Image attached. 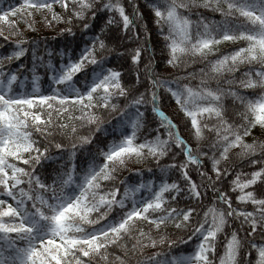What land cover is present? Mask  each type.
<instances>
[{
    "label": "snow or ice",
    "instance_id": "snow-or-ice-1",
    "mask_svg": "<svg viewBox=\"0 0 264 264\" xmlns=\"http://www.w3.org/2000/svg\"><path fill=\"white\" fill-rule=\"evenodd\" d=\"M55 5L65 11L68 24L78 21L82 29L89 28L97 13L107 15L100 34L79 59H69L60 69L52 70L50 79L56 85L71 81L89 66L103 65L115 51L105 43L111 41L108 34L112 31L129 34L118 38L132 45L124 46L118 57L127 63L129 74L136 73L135 81L126 82V86L122 72L107 67L84 91L68 95L53 88L45 95L34 75L32 92L14 95L13 84L19 76L4 69L25 55L29 43L21 38L15 18L33 28L34 14L48 13L51 19L46 15L45 20L51 24L63 19ZM200 7L219 13L220 19L202 17L193 22L180 12ZM142 9L151 11L157 25L168 26L164 36L168 64L175 66L181 56L205 62L207 70L200 69L199 86L177 82L173 87L168 78L156 72L154 57L148 55L149 41L139 24ZM64 32L74 34L71 27ZM0 38L13 47L8 55L0 56V264H112L109 249H127L121 244L126 238L135 241L133 252L164 245L165 238H153L151 230L159 232L169 224L188 229L187 239L169 240L167 252L150 254L137 264H264V142H245L253 128H264V0H146L144 4L140 0H22L18 7L0 13ZM224 43L235 47L221 53L219 46ZM213 80L215 88L211 87ZM241 89L253 90L254 99L242 95ZM164 93L175 100L184 113V127L197 141H203L204 147L194 149L180 125L161 109ZM226 96L239 101L242 108L236 113V122H230L223 108ZM71 109L80 115H70ZM97 109L115 113V117L126 116L131 110L132 116L119 138L98 151L100 163L94 161L80 173L75 164L77 150L92 140L91 132L78 135L75 122L100 131L107 121L95 114ZM62 117L68 122H58ZM213 117L216 123L209 127L205 119ZM156 118L158 127L149 138L142 129L149 119L156 122ZM205 133L212 137L210 141ZM34 135L42 139L37 141ZM57 135L68 139L67 147L63 141L53 143ZM51 147L67 150L72 162L49 184L38 168L51 157ZM233 149H240L239 161L231 156ZM146 156L156 161V169L164 171L161 182L129 187L120 181L117 185L126 159ZM163 157L172 162L163 164ZM206 159L211 161L215 178L205 170ZM242 165L254 170L237 172ZM230 169L234 178L227 180ZM104 182L111 187L105 190ZM229 186L231 192L225 190ZM141 189L147 190V197L137 198ZM237 191L233 199L232 193ZM209 195L215 203L201 215L197 212L201 198ZM181 202L184 207L178 206ZM138 224H147L149 231L141 228L134 235ZM193 238L197 243L191 253L173 255L178 244ZM253 252L257 258L246 260ZM115 259L127 264L125 259Z\"/></svg>",
    "mask_w": 264,
    "mask_h": 264
},
{
    "label": "trees",
    "instance_id": "trees-1",
    "mask_svg": "<svg viewBox=\"0 0 264 264\" xmlns=\"http://www.w3.org/2000/svg\"><path fill=\"white\" fill-rule=\"evenodd\" d=\"M22 0H0V13L3 11H9L12 7H18ZM141 4L146 3V0H140ZM143 16L139 21L141 26L143 37L148 39V55H152L154 57L153 67L156 72L159 73L162 77L168 78L172 83L173 87L176 86L178 82L181 86L187 84L190 87H197L200 83V69L205 68V62L196 60L194 62L193 58L190 56H181L177 61L176 65H170L167 63L168 50L165 48L164 36L168 34V26L167 25H157L155 20L152 17L151 11L142 9ZM183 16H187L193 22L198 19L204 17L207 20H219L220 14L214 13L210 8H194L191 12L186 9L180 10ZM107 19V15L105 12L101 11L97 13L96 17L90 21V26L88 29H82L80 23L78 21L74 22V24L67 23V17L65 16L64 23L57 28L51 29L49 32L45 33H34L30 36L21 37L22 39L28 41L29 43L26 45L27 52L23 57L19 60H14L11 64L5 66L4 71L8 72L9 69L16 73L19 76L18 82H14L13 84V93L17 95H23L25 93H30L33 90V76L37 77V86L45 95L51 94L53 88H59L65 94L71 95V92L68 88V82H65L61 85H56L50 77L53 75V71L60 69L61 64H67L69 59L77 60L82 55L84 50L90 45L94 36L100 34L101 29L105 25V21ZM71 27L74 34H67L64 32L66 28ZM115 27V26H113ZM161 27H163V32H161ZM7 34V31H6ZM109 39L111 41L106 40L108 48H114L115 51L112 55H109L106 62L103 65H92L83 70L81 73H78L73 79L70 81V85L72 89L84 91L86 90L91 82L96 79L97 74L102 72V69L107 67H114L117 70H120L124 75V80L122 82H134L136 73L133 71L132 73H128L127 63L118 57L119 53L124 52V46L131 47V42L127 39H119L120 37H126L129 35L124 31H112L109 34ZM117 41L120 43L121 47L116 48ZM244 46V45H239ZM231 43H224L219 46V52L224 53L229 49L234 48ZM13 50L12 44L10 41L6 42L3 38H0V56L8 55ZM214 58V57H213ZM146 62V61H145ZM35 68V72L31 71ZM141 71H143V64L140 65ZM53 70V71H52ZM205 70H207L205 68ZM211 87H216V82L213 80L210 82ZM21 84V87H20ZM127 86V83H126ZM227 87L226 85L224 86ZM141 92L144 91L143 88L140 89ZM253 90L251 89H241V94L245 95L249 99H254L252 95ZM119 103V101H117ZM58 107V105H57ZM150 107V106H149ZM46 108V106H45ZM223 108L228 116H230V122H236L239 120V117L236 113L242 111V108L239 106V101H234L231 96H226L223 99ZM161 109L173 119L174 122L180 125L181 132L184 138L191 144V146L195 149L198 146L204 147L203 141H197L194 135L189 134L188 128L184 127L185 117L184 113L179 110V106L176 104L175 100L170 97V94L164 93L161 97ZM141 110H144L143 108ZM131 111V110H130ZM97 116H100L105 123L100 131H94L89 127H81L79 122H75L78 128V135L86 136L91 132V140L90 144L79 147L75 157V164L77 166V171H81L85 166L91 165L94 161L100 163L102 157L98 156V151L100 149H105L108 144L118 139L120 134L124 130H117L116 125L119 123L122 117H115V113H105L99 109L96 110L95 113ZM42 117L45 115L44 112H41ZM70 115L79 116L80 112L76 109H71ZM154 115L150 113H146V116ZM67 123V117H62L60 121ZM205 122L208 123L209 127L216 123L215 118H211L210 120L205 119ZM158 127V118H156V122L152 120H148L146 127L142 129V133L145 136H150L153 134V130ZM188 127L190 128V121H188ZM37 141L42 138L38 135H34L33 137ZM205 138L207 140H211L212 137H209L207 133H205ZM143 139V137H141ZM65 144L67 147L69 141L67 138L61 137L59 135L56 136V139L53 141L61 142ZM256 142H264V128L259 126L253 128L251 130V134L248 137H245L246 143ZM240 149H233L231 156L239 161V156L237 153ZM51 157L44 161L42 165L38 168V174H40L41 178L51 184L52 180L61 172L64 168L71 167V160L69 159V154L67 150H56L54 147L50 148ZM211 155V153H210ZM179 160V158H177ZM161 162L163 164L171 163L168 157L161 158ZM156 161L150 157L146 156L145 159L139 160L137 164H128L120 166L119 173L117 175L116 183L120 184V181H124L127 186H135L140 184L141 182L150 179L154 184H159L160 177L164 175L163 170H159L155 168ZM205 170H208V174L215 178V173L211 171V161L205 160ZM20 166H23L22 164ZM221 166H225V162H221ZM152 169V171H148V169ZM254 169H250L247 165H242L241 168H237L236 171H251ZM226 178L227 180H231L234 176L231 174ZM169 176H172V173H168ZM191 175L193 179L199 180L198 175L195 172H192ZM174 178V177H173ZM168 182H171L169 180ZM102 187L107 190L111 185L108 182H104ZM226 191L231 192V188L226 187ZM123 191V188H121ZM238 191L236 193H232L233 199L238 195ZM167 198V196H166ZM11 202V201H10ZM215 203V200L212 196H205L201 198L200 204L201 207L197 209V212L202 215L203 211H206L207 208L212 207ZM130 207V202L128 203ZM174 207L177 205H173ZM179 207H184L183 202H181ZM236 206L235 203L233 205ZM248 210H251L250 208ZM95 218V214L93 217ZM211 217H209V220ZM237 225L239 221L236 222ZM229 225L231 228V221H229ZM143 229L145 232L149 231L147 224H138L136 229H134V235L138 232L139 229ZM188 229H177L174 224H169L167 227L162 228L159 232L155 229L151 230V234L153 238L159 240L161 237L165 238V244L158 246L157 248L145 247L142 252H133L131 251V245L134 240L131 238H126L121 241L122 245H127V249L117 246L109 249V259L112 261V264H119L115 258L120 257L121 259H125L127 264H137L138 259H143L146 256L156 253V252H167L168 241L169 240H178L179 238L187 239ZM240 235H244L243 230H241ZM223 240V236L220 237ZM254 239L257 241L260 240L259 236H255ZM147 243V241H145ZM197 243V238H193L192 240L187 241L184 244H178L175 249H173V255L191 253L195 248ZM223 248L220 247V252L222 253ZM257 255L255 252L251 256H246V260H255Z\"/></svg>",
    "mask_w": 264,
    "mask_h": 264
},
{
    "label": "rangeland",
    "instance_id": "rangeland-1",
    "mask_svg": "<svg viewBox=\"0 0 264 264\" xmlns=\"http://www.w3.org/2000/svg\"><path fill=\"white\" fill-rule=\"evenodd\" d=\"M55 8V11L61 16L63 17V19L59 20V21H54L52 22L51 24H49L46 20H45V16L47 15L48 16V19H51V15L48 14V13H35L34 16L31 18L32 22H33V28H28L22 21H19V18H15L17 19L18 21V28L20 30V32L23 33L22 37L24 36H30L34 33H45V32H49L51 29L53 28H57V27H60L63 23H64V20H65V11L63 9L60 8L59 5H55L54 6ZM101 73L97 74V77L99 75H101ZM96 77V78H97ZM69 86V90L71 92H74V90L72 89L71 85H70V81L68 82ZM20 87H21V84H20ZM32 92V91H30ZM14 95H17L16 93H13ZM132 116V111H129V114L126 115V118L125 117H122L119 121V123H117L116 125V129L117 130H125L126 128H128V125H129V119L130 117ZM139 162V160L135 157H132L130 159H126V162L125 163H128V164H137ZM90 165L88 166H85L81 171H78L80 173H83L84 171H86L88 169ZM147 181H151L150 179L148 180H145L143 182H147ZM158 185V184H157ZM129 187H132V186H129ZM148 192L147 190L145 189H141L140 192H137V198H140V197H147L148 196ZM10 202V201H9ZM187 254L189 253H185V254H178L180 256H186Z\"/></svg>",
    "mask_w": 264,
    "mask_h": 264
}]
</instances>
